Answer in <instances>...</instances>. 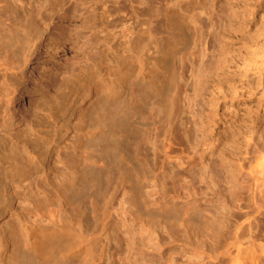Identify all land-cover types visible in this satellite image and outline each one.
I'll use <instances>...</instances> for the list:
<instances>
[{"label":"rangeland","instance_id":"374dc122","mask_svg":"<svg viewBox=\"0 0 264 264\" xmlns=\"http://www.w3.org/2000/svg\"><path fill=\"white\" fill-rule=\"evenodd\" d=\"M6 2L19 6L20 0H0V26L10 18L11 46L17 27L40 15L32 6L71 7L66 16L51 13L52 32L44 42L53 49L41 61L32 59L16 81L11 110L25 118L0 126L4 153L14 143L28 149L46 148L52 140L68 145L65 164H57V173L47 170L52 179L42 185L63 209L49 213L40 198L17 200L18 218L35 227L69 223L96 237V250L78 264H264V88L253 93L246 86L258 79L264 0H22L15 11ZM11 51L18 63L20 54ZM97 65L103 72L93 83L98 94L119 83L115 100L134 102L133 115L124 113L131 117L128 131L121 134L129 167L114 165L96 174L97 182L82 177L72 184L105 164L104 150L113 144L106 138L97 148L96 119L73 118L83 96L77 105L62 97L63 90L79 87L80 78L92 77ZM262 65L264 70V60ZM65 68L70 72L56 92L57 72ZM151 77L165 84L161 94L144 96ZM90 88L85 93L92 95ZM235 91L236 99L228 96ZM36 101L40 107L33 112ZM49 111L58 123L65 118L66 129L52 123L38 136L32 127L45 124ZM3 219L9 228L0 226V258L13 264L12 231L26 243L29 230L8 212Z\"/></svg>","mask_w":264,"mask_h":264},{"label":"bare ground","instance_id":"6f19581e","mask_svg":"<svg viewBox=\"0 0 264 264\" xmlns=\"http://www.w3.org/2000/svg\"><path fill=\"white\" fill-rule=\"evenodd\" d=\"M17 6L18 5L15 6L11 3L6 2V7L10 11L12 10L15 11L23 7L22 0H20V4L18 8ZM36 8L38 12L40 13V15L31 17V20L29 21L27 25H24L23 27L22 26L17 27V30H19L18 31L19 37L17 38L16 46H11L12 43L10 42L11 38L13 37V34H10V31L13 29L10 27V24L8 22L10 18H8L7 22H5V27L0 26V126H3V127H7L9 123L18 124L22 122L26 116V113L24 112L15 113L11 110V106L14 103V98L16 96L15 93L19 90V86L18 85L16 86L15 84H16V81H18L19 83L21 80H23L24 76L26 75L24 67L32 59L35 58L37 61H41V59H43L44 57L49 56V51L53 49L50 47V45H46L47 43L44 42L46 39L50 38L51 35L49 34L52 32L50 24H51V21L54 20L55 16L51 15V13L52 14L57 13V16H66L69 10L71 9L70 5L63 6V5H53V4H38L36 7L35 5L31 7V12L34 13ZM1 10L2 9L0 7V11ZM20 12L21 11L19 10V14ZM0 16H1V12H0ZM15 19L13 22L14 23L18 22ZM21 27H22V31H21ZM3 28L5 29L4 31H2ZM48 42H51V41H48ZM12 49H17L16 55L20 54V59L18 63H15V60L17 57L14 58L15 54L12 53L11 51ZM41 50H44V51H41ZM263 52L264 50L261 53L260 60L258 59V61L257 60H255V62L253 61L254 71L258 73V79L257 80L254 79L253 81L254 83L252 82L253 84L249 82L248 83L250 85L245 84L248 87H251V88L254 87L253 88L254 90H252L253 93H255L256 88L258 87L259 89L262 87L264 88V76H263L264 70L262 68L263 66L262 64L264 60V58L262 57L264 56ZM258 53L260 54V50ZM259 54H258V57H260ZM74 64L75 62H73V65ZM68 71L70 72L69 69L65 68L61 72H57V78H56L57 87L53 86L57 88L56 92H59V89H61L62 84L60 81H64L65 76L67 75ZM92 73H94L92 77H91L92 75L91 74L90 76L88 75L87 77L83 76L82 78L78 80L79 87L73 86L72 88H69L68 90H63L62 97H63V100L67 102H71L73 105L75 104L77 105L78 101L81 100L79 99V97L83 96L82 100L84 102L81 103L80 105L78 104L76 111L74 112V114H72L73 118H76V122H77V119H79L78 121L80 123H82V120L83 119L85 120V118H88V120L93 119V121L92 120L91 121L94 122V118H95L96 119L95 122L97 126L96 127L97 133L95 132L96 133L95 135L96 147L98 144L99 146H101L100 143H103V141L105 142L107 140L106 138H109L110 139L109 141H112L114 145L111 144L110 142L112 147L107 151H105L106 149L104 150V152L109 153V154H104V155H108L107 159L105 158L106 160H104L105 164L99 165L97 166V168H94L95 167L94 166L93 167L94 169L92 170H90V168L88 169V171L85 170L82 176L77 175L73 179L74 181L71 180L72 184H75V182L80 180L79 178H82V177H83L82 180H85V183L89 184L90 182H93L95 180L96 174L105 170L104 168L110 169L114 167V165H119V166L121 164L127 165V162H126V159H127L126 151L127 150L125 151L126 146H124V142L126 138L121 134L125 131H128L127 130L129 127L127 126L128 119L130 118L131 120V117L128 116L129 118H126L127 119L126 121L124 117V113L131 111L130 109L132 105L134 106V102L132 105L130 104L131 105L130 106L128 104L130 101L129 100L127 104L124 103L123 106L125 107H123L122 104L119 103L120 100L122 99L120 96L119 97L121 99L119 98L120 99L119 101L115 100V98L117 97L116 95H119L122 90L119 89L120 86L118 82H117L118 85L112 84V82L114 81L111 82L113 86L110 85V87L104 89L105 91L101 90L103 94L102 93L98 94L97 87H96L97 84L95 83L93 85V83L96 81L98 82V80L102 79L103 72L101 71L99 65H97L96 68L93 69ZM47 79L52 81L51 78H47ZM153 79L154 78L151 77V79H148L147 81H145L148 84L146 83L147 86L145 84V90L144 88L143 90L147 92L148 94H144L145 92L143 91L144 93L143 92L142 93L144 96L145 95L150 96L149 94H151V92H152L151 96H153L154 93L156 95L157 93H159V91H161L163 84H165L163 83L161 86V84L160 85L159 83L157 84L155 80ZM121 83L123 84V82ZM242 85H244V83ZM242 85L239 87L241 88L246 87ZM166 86H167V83L166 85H164V88ZM31 88L34 89L33 86H31ZM31 88L30 90H32ZM88 88H90L89 90L92 89V91H94L93 92L94 94L90 95L89 93H85ZM167 88L169 89V87ZM123 92L126 93L125 90ZM237 92L238 91H235L233 93L234 95L233 94L230 95L229 93L228 96H234L235 98L237 97V95L240 94V93L237 94ZM93 95H96L95 98H92ZM165 96H167V94ZM38 102L41 103V100H38ZM38 102L36 101L34 108H33V112L37 108L40 107L39 106L40 103L37 104ZM45 102L47 101L45 100ZM134 112L135 111H131L130 114L129 113H126V114L133 115L131 113H134ZM46 114H47L46 116L47 122L45 124H43L42 126L32 127L35 134L40 136L39 134H40L41 129L42 131L49 132L51 129L52 123L56 124L57 129H60V128L66 129L65 127L66 121H64L65 118H59V121H61V123H58L52 111H49ZM119 135L123 136L120 140H119L120 138ZM30 140L34 141L35 144L37 143V145H41V144H38L39 143L38 137L32 136ZM121 140H124V141H121ZM17 146L18 144L14 143L13 147L11 146V148L6 150L7 151L6 153H4L3 151H0V214L3 215L6 212H8L9 217H11L12 219H16V221H18L21 225L28 228L29 236H30L28 238V241L24 243V241H22L19 236L14 234L16 232L13 229L14 231L12 232H13L15 244L12 245L14 247L10 254L11 260L13 259L14 261L13 264H78L79 261L89 258L97 248L98 242L96 240L97 239L96 237L85 234L79 228L74 227L69 223H60V222L58 223V222L52 221L53 224L49 223L43 226L40 225L38 227L30 225L26 223L23 217L18 218L17 212H16L18 209L14 204V202L17 200L18 202H21L22 204H26L25 203L26 199L29 201V199L34 200L36 198H40L39 200V203H41L40 205H42L43 209L49 213H58L59 211L63 209V207L60 206V204L56 202L55 198L49 195V193L43 188L44 186L42 185L44 183H48L49 180L52 179V175L50 176L47 170L54 171V168H56L55 173H57V169H58L57 164L60 166H63L65 164V156L63 154H64V151H66V146L68 145L61 143V142L56 143V141L52 140L51 143L47 145L46 148L45 147L41 148V146H35L33 149H28L25 145L22 148H18ZM100 150L102 151L103 148L102 149L100 148L99 152ZM100 153L102 154V152ZM128 167L129 166L127 165V168ZM132 167L135 168V166H132ZM132 167L130 168V171H133ZM41 168H46L45 169L46 171L43 170V172H41L40 170ZM94 182H97V181H94ZM40 186H42V188H40ZM35 189L37 191L34 193ZM4 216L6 217L7 215H4ZM0 226L2 227V230L4 229L7 230L9 228L8 221H6V219L0 220ZM22 242L24 243V245L22 244ZM7 256H9V254H7ZM76 256H79V258L76 259ZM10 263L12 264L11 261ZM0 264H6V261H4L3 258H0Z\"/></svg>","mask_w":264,"mask_h":264}]
</instances>
